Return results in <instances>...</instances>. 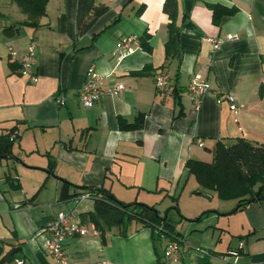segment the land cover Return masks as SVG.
Listing matches in <instances>:
<instances>
[{
    "label": "crops",
    "instance_id": "1",
    "mask_svg": "<svg viewBox=\"0 0 264 264\" xmlns=\"http://www.w3.org/2000/svg\"><path fill=\"white\" fill-rule=\"evenodd\" d=\"M164 1L93 0L107 10L78 34V0H49L35 29L19 26L25 15L0 0V136L15 135L11 155L0 158V242L5 251L19 248L13 264H171L163 257L169 238L137 220L66 239L60 260L47 254L40 234L59 213L93 225L94 201L78 200L89 192L77 187L103 189L159 214L193 178L187 159L211 163L217 143L236 139L264 146V0H177L171 58ZM211 6L235 12L216 25ZM12 26L17 32L6 34ZM128 36L137 39L134 51L120 59V39ZM211 41L219 43L216 50ZM30 45L35 81L21 74ZM89 67L100 77L99 98L84 107ZM196 73L210 86L198 108L188 90ZM159 74L167 76L166 87L155 86ZM117 85L123 88L111 94ZM222 93L234 98L235 109L218 100ZM121 120L141 127L124 129ZM191 187V200L181 205L183 230L164 226L186 245L181 264H264V199L230 213L237 200ZM187 247L213 257L199 258Z\"/></svg>",
    "mask_w": 264,
    "mask_h": 264
},
{
    "label": "trees",
    "instance_id": "2",
    "mask_svg": "<svg viewBox=\"0 0 264 264\" xmlns=\"http://www.w3.org/2000/svg\"><path fill=\"white\" fill-rule=\"evenodd\" d=\"M17 5L25 20L19 26L30 28L40 27V19L45 16L46 3L49 0H11ZM76 24L78 34L85 33L93 22L102 16L107 8L95 7L93 0H78ZM213 23L218 25L223 16L232 15L235 9H226L220 6H211ZM163 12L167 15L169 23L168 41L166 43V56L171 58L176 53L175 44V21L177 17V0H165ZM18 26L6 28V34H14ZM144 42L141 45L145 48ZM124 129L137 130L141 127V121L132 124H125L121 120ZM13 142L10 134L0 136V158L11 155ZM185 168L188 176H193L198 186L203 190L213 191L220 200H237L236 208L232 212L241 208L253 200H261L264 194V146L255 145L244 139H236L230 145L217 143L213 149V159L211 163L201 162L195 159L186 161ZM49 168L47 171L50 172ZM15 188H18L17 186ZM94 201V212L88 214V220L93 223L97 231L104 234L106 230L113 227H125L131 221L137 220L143 224H150L165 229L166 218H161L156 209L151 206L137 203L125 204L114 199L109 192L103 189H87ZM256 188V190H255ZM75 196L63 197L68 200ZM176 202V199H174ZM176 208V207H174ZM209 212L203 213L206 215ZM197 219H200L197 218ZM126 220V221H125ZM125 222H128L125 224ZM169 232V231H167ZM172 234L171 232H169ZM5 243L0 242V264H13L15 254L19 248L4 250Z\"/></svg>",
    "mask_w": 264,
    "mask_h": 264
},
{
    "label": "built area",
    "instance_id": "3",
    "mask_svg": "<svg viewBox=\"0 0 264 264\" xmlns=\"http://www.w3.org/2000/svg\"><path fill=\"white\" fill-rule=\"evenodd\" d=\"M229 39L232 38V36L228 37ZM137 42V39L134 36H128L123 37L120 39L119 46H118V52H119V58L130 54L134 51V49L131 47L132 44H135ZM212 47L214 50H216L219 46L218 42L211 41ZM11 57H15V52H10ZM35 63V47L34 45H30L27 52L23 55L22 61H21V74L24 76H28L31 80H36V77L33 72V67ZM199 73H196L193 75L190 84L188 86V90L190 93L191 101L193 105L198 108L200 101L205 93H207L210 89L209 84L206 81H203L202 77ZM155 86L157 88L166 87L168 83L167 76L164 74H159L155 77ZM100 85V77L98 73L95 71L94 68L89 67L86 81L83 85V88L81 90L80 94V100L84 107H91L94 102L99 98V88ZM123 88L122 85H117L112 91L111 94H117L119 90ZM218 100H226L230 103V106L232 109H235V103L234 98L226 93L218 94ZM64 101L63 96H60L56 99V102L58 104H62ZM11 140L15 138V135L10 136ZM200 145V144H199ZM91 199L90 194L86 193L81 195L78 200H86ZM264 199V194H263ZM42 234H40L42 238L43 245L45 247V250L48 255L57 258L62 259L63 257V246L66 241V239H70L74 236H86L89 233H92L93 235H98L99 232L95 228L94 225L85 226L77 223L71 222V217L68 214L59 213L51 222L47 224L45 229L42 230ZM158 235L161 239L166 240L169 238L165 244V247L163 249V257L167 261H169L171 264H181L182 261V249L185 247V243L183 240L173 234H170L164 228L157 227ZM44 233H48L50 236H44ZM189 250L193 253H195L199 258H210L213 257L209 252L198 249V248H189ZM236 255L234 252H229L228 255Z\"/></svg>",
    "mask_w": 264,
    "mask_h": 264
},
{
    "label": "rangeland",
    "instance_id": "4",
    "mask_svg": "<svg viewBox=\"0 0 264 264\" xmlns=\"http://www.w3.org/2000/svg\"><path fill=\"white\" fill-rule=\"evenodd\" d=\"M192 185H198L197 182L194 180V177L190 178L189 182L186 184L185 192L182 194L183 196L181 198L180 197L176 198V202L174 201V203L172 204V207H168V208L163 207L164 208L163 210L160 209L159 216L162 219L166 218V223L168 222V224L174 225V227L178 230H183L182 229L183 227L180 226V224L181 223L184 224L185 222H183V220L187 219V217L185 218L183 215L184 213L181 211V209H182L181 205H184L186 203L185 201H189V199L191 200V198H189L190 196H189V194H187V192H189V193L192 192V190H193L191 187ZM193 197L194 198H192V199H200L201 201H204L203 198H198L196 196H193ZM209 204H212V202L211 203L207 202V205H209ZM174 207H176V208H174ZM167 219H168V221H167ZM126 223H128V222H125V224Z\"/></svg>",
    "mask_w": 264,
    "mask_h": 264
},
{
    "label": "water",
    "instance_id": "5",
    "mask_svg": "<svg viewBox=\"0 0 264 264\" xmlns=\"http://www.w3.org/2000/svg\"><path fill=\"white\" fill-rule=\"evenodd\" d=\"M197 194H198V195H201L202 197H204V198H206V199H210V197H208V196L205 195V194H201V193H199V192H197Z\"/></svg>",
    "mask_w": 264,
    "mask_h": 264
}]
</instances>
